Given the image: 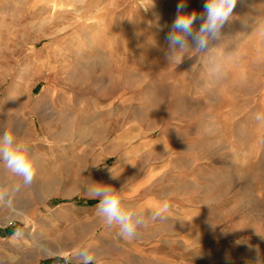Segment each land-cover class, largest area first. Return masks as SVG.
<instances>
[{
    "label": "rangeland",
    "instance_id": "obj_1",
    "mask_svg": "<svg viewBox=\"0 0 264 264\" xmlns=\"http://www.w3.org/2000/svg\"><path fill=\"white\" fill-rule=\"evenodd\" d=\"M179 2L0 0V126L36 167L24 185L0 162V230L15 227L0 264H83L84 251L97 264L113 226L90 189L121 154L191 177L223 263L264 264V0H237L220 38L177 64L165 38Z\"/></svg>",
    "mask_w": 264,
    "mask_h": 264
},
{
    "label": "crops",
    "instance_id": "obj_2",
    "mask_svg": "<svg viewBox=\"0 0 264 264\" xmlns=\"http://www.w3.org/2000/svg\"><path fill=\"white\" fill-rule=\"evenodd\" d=\"M9 126L11 124L2 122L0 130ZM112 174L121 180L120 190L125 203L142 212L145 224L130 240L120 237L117 227L113 226L109 231L112 242L108 241L104 248L96 247L100 257L97 264H224V252L216 249L223 241L217 238L215 242H209L208 231H204L207 221L193 215L208 208L209 198L207 190L203 191L201 186V191L192 190L191 177L172 182L171 177L166 179L168 168H159L152 163L144 166L136 159H124L122 154L110 172H100L103 184H107L106 180L112 178ZM6 175L10 174L0 169V176ZM165 199L170 205L169 212L164 219L153 220L152 213ZM8 227L0 233L11 235L15 232H9ZM54 258L57 260L46 263ZM63 262L62 256L48 255L43 261L46 264Z\"/></svg>",
    "mask_w": 264,
    "mask_h": 264
},
{
    "label": "clouds",
    "instance_id": "obj_3",
    "mask_svg": "<svg viewBox=\"0 0 264 264\" xmlns=\"http://www.w3.org/2000/svg\"><path fill=\"white\" fill-rule=\"evenodd\" d=\"M237 0H205L203 12L186 14L187 0H180L176 6V15L166 36L168 61L180 64L189 53H204L210 43L220 38L221 29L232 16ZM199 20V28L195 22ZM264 120V115H257ZM0 162L14 174L22 178L24 185H30L36 175L35 157L30 146L20 140L16 130L4 128L0 132ZM115 179L118 176L113 175ZM92 198L98 201L96 215L109 227L116 226L118 234L125 240L137 235L138 228L145 224L141 211L125 203V198L111 185L93 183L90 189ZM170 205L165 199L152 213V219H164ZM83 264H92L94 256L84 251Z\"/></svg>",
    "mask_w": 264,
    "mask_h": 264
},
{
    "label": "trees",
    "instance_id": "obj_4",
    "mask_svg": "<svg viewBox=\"0 0 264 264\" xmlns=\"http://www.w3.org/2000/svg\"><path fill=\"white\" fill-rule=\"evenodd\" d=\"M93 202H94V201H93ZM93 202H90V203H93ZM7 230H8L9 232H14V231H15V227L9 226ZM51 260H57V258L50 259V260L46 261V263L51 262Z\"/></svg>",
    "mask_w": 264,
    "mask_h": 264
}]
</instances>
